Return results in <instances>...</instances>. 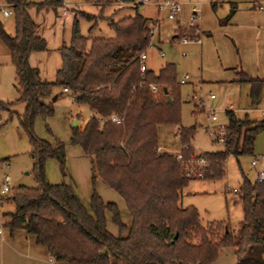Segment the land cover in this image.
I'll use <instances>...</instances> for the list:
<instances>
[{
    "label": "trees",
    "instance_id": "obj_1",
    "mask_svg": "<svg viewBox=\"0 0 264 264\" xmlns=\"http://www.w3.org/2000/svg\"><path fill=\"white\" fill-rule=\"evenodd\" d=\"M5 1L12 7L13 31L7 32L0 20V40L14 67L16 100L25 103L16 117L32 146L36 185L19 184L5 195L12 208L1 212L6 217L3 224L10 231L23 228L32 233L53 260L69 264H209L222 246L233 248L234 264H264V179L249 181L241 172L235 192L242 217L235 232L224 222L202 224L194 206L178 204L179 190L190 179L220 178L229 155L251 154L262 124L225 109L223 146L194 153L190 139L195 125L180 124L174 63L164 62L156 71L139 70L138 54L150 40L146 17L137 11L117 19L106 16L113 30L109 37L79 33L74 17L69 42L57 48L60 62L55 77L45 80L27 60L29 52L45 48V40L35 32L26 0ZM184 32L177 29L173 38ZM186 33L193 35L191 30ZM238 79L249 83L250 98L257 100L264 80L242 73ZM150 84L157 89L152 91ZM53 86H66L72 100L90 112L81 127L70 126L69 135L70 143L79 145L88 159L92 189L87 203L71 186L45 178L44 160L63 157L62 142L55 139L51 144L37 137L32 122L36 115L52 114ZM10 103L0 100V109ZM193 106L195 113L201 111L194 100ZM111 114L118 115L119 122L112 121ZM160 123L177 126L179 159L158 149ZM97 178L122 198L128 223L121 220L115 201L104 200L95 191ZM107 214L116 233L106 227Z\"/></svg>",
    "mask_w": 264,
    "mask_h": 264
},
{
    "label": "rangeland",
    "instance_id": "obj_2",
    "mask_svg": "<svg viewBox=\"0 0 264 264\" xmlns=\"http://www.w3.org/2000/svg\"><path fill=\"white\" fill-rule=\"evenodd\" d=\"M191 1L199 4L198 2L201 0ZM181 6L184 7V3ZM9 7L12 10V7ZM25 9L35 23L36 34L45 40V48L32 51L27 60L31 66L37 68L39 78L45 80H53L55 77V70L60 62L57 48L61 44L69 42L74 17L79 33L109 37L113 35V30L106 21V16L111 15L113 19H117L132 14L134 11L143 16L154 13L151 6H120L110 0H98L96 4L88 0H59L57 3H48L46 0H26ZM80 11L91 13L94 17L86 18L79 13ZM187 16L182 14L179 16L180 25L187 26ZM0 20L4 29L11 33L13 31L12 11L8 16L0 15ZM175 30L176 22L173 19L163 17L160 20L157 32L151 37L150 43L145 49L146 58L144 62L154 70H157L159 65L164 62L174 63L177 81L184 74H187L186 82L179 83L181 96L180 124L195 125L194 133L190 139L194 153L219 149L221 144L208 133L206 125L208 123L211 127L217 128V124L225 122V117L222 112L208 104L210 103L207 96L209 89L206 84L201 82V79L208 76L204 66L209 71L216 64L214 56L211 52H207V55H203L204 58L201 63V56L198 51L199 42L194 40L181 42L177 38L171 37ZM159 51H162L163 54L159 55ZM14 76V67L10 62L9 54L0 51V100L11 102L7 105V109H0V159H5L7 163L6 166H0V175L4 172L9 174L11 187L19 184L34 186L36 181L33 158L30 153L32 146L16 117V114L23 113L25 103L16 100ZM189 80L194 81V83L191 84ZM198 82H201L200 88L197 87ZM58 88L59 86L52 87V94H56V98L52 99V114L44 118L36 115L33 118L32 131L37 137L46 139L51 144L55 139L62 142V160L58 156H50L44 160L43 167L46 180L70 185L77 192L82 202L87 203L92 189L88 159L83 155L79 145L70 143L69 135L72 119H76L77 116L78 121H80L87 113L88 108L84 104L75 103L69 95V91L67 93L58 92ZM189 88L194 92L192 97L188 96L192 100L187 97ZM201 93L205 96L206 107L213 108L216 115L219 116L217 120L212 121L206 117L203 103H197L198 108L201 107V111L197 113L193 111V100L197 102V97ZM70 115L73 117L70 118ZM176 129L177 126L174 124L160 123L156 125L158 142L169 151H174L180 144L175 134ZM250 156L251 154H242L235 158L229 155L225 162L224 174L220 178L213 180L190 179L180 188L178 203L181 206H194L202 224L208 221L224 222L235 232L242 217L241 200L237 197L236 192L225 188H237L241 182V172L249 181L255 180L254 169L249 163ZM93 187L104 200L114 201L110 197L119 198L112 188L98 178ZM1 203H7L5 196L0 198ZM5 207L11 209L12 203L8 202L6 206L3 205L0 208V214L1 209ZM119 211L121 220L125 222L124 219L128 218V214L122 206ZM106 227L112 233L117 231L116 225L111 221L108 214ZM234 263L233 248L222 246L218 249L214 260L209 264Z\"/></svg>",
    "mask_w": 264,
    "mask_h": 264
},
{
    "label": "crops",
    "instance_id": "obj_3",
    "mask_svg": "<svg viewBox=\"0 0 264 264\" xmlns=\"http://www.w3.org/2000/svg\"><path fill=\"white\" fill-rule=\"evenodd\" d=\"M180 1L185 6L182 7L180 4V11L173 19L176 22V30L186 27L180 25L179 16L181 14L187 16L190 3L195 2L191 0ZM198 3L200 15L197 24L201 30L198 51L201 56V63L204 58L203 55H207V52H211L216 63L209 71L203 65L204 70L208 72V76L201 79V82L208 86L209 92L214 93V97L209 98L210 103L208 104L223 114L225 109H230L240 118L247 117L254 122L261 123V129L253 138L251 154L264 153V117L261 113L264 109V83L259 97L257 100L252 101L249 95V83L238 79V74L242 73L251 78L264 80V0H201ZM231 7H233V10L228 18L220 21ZM154 15L155 10L152 15L144 17L152 18ZM171 37H174V33ZM0 51L8 54V49L1 40ZM31 52H29L27 59H29ZM162 54V51H159V55ZM145 66L152 69L146 64ZM189 82L194 83L192 80H189ZM201 82H198L200 86ZM58 90V92L67 93L62 91L61 87ZM55 98L56 94H52L51 99L54 100ZM89 114L88 110L80 121L76 118V125L81 127ZM72 117L70 115V118ZM218 117L216 115L215 120ZM179 148L180 144L174 151H169L158 142V149L161 150L175 153ZM63 185L67 186L68 184ZM73 191L78 196L74 189ZM118 197L110 198L116 201L118 208L122 206L125 209L122 198L119 195ZM6 204L1 203L0 208L3 205L6 206ZM178 204L181 206L180 203ZM6 210L9 209L5 207L1 209V212ZM5 218L0 214V264H69L64 261L53 260L46 247L35 241L32 233L26 232L23 228L10 231L3 224ZM124 221L128 223L129 217Z\"/></svg>",
    "mask_w": 264,
    "mask_h": 264
},
{
    "label": "built area",
    "instance_id": "obj_4",
    "mask_svg": "<svg viewBox=\"0 0 264 264\" xmlns=\"http://www.w3.org/2000/svg\"><path fill=\"white\" fill-rule=\"evenodd\" d=\"M112 3L120 5V6H137V5H148L152 6L155 10V15L152 18L146 19V24L148 26L149 30V37L154 35L155 32H157L158 24L160 20L165 17L167 19H175L180 11V0H110ZM11 6L8 2L5 0H0V15L6 16L11 13ZM200 15V7L199 4H196L194 2L190 3L188 8V16H187V26L184 28V30L187 32L189 30L192 31L193 35L191 37L188 36L186 32L180 34L178 36V40L181 42H187L188 40H194L196 42L200 41V34L201 30L198 27L197 21ZM150 43V40H149ZM149 45V44H148ZM161 53V52H160ZM182 54H184L182 52ZM139 59V70H144L146 68L145 66V50H142L138 54ZM187 74H184L181 78L178 79L179 83L186 82ZM200 88V84L197 86ZM150 89L152 91H155L157 89L156 85L150 84ZM62 91L68 92L69 89L66 86L61 87ZM187 96L192 97L193 91L188 90ZM208 98H213L214 93L208 92L207 94ZM204 94H200L197 97V103H203L204 107L203 110L206 113V117L209 120H215L216 119V113L213 108L206 107L205 105V98ZM72 98V97H71ZM262 116L264 117V109L261 111ZM110 119L114 122H119L120 117L116 114H111ZM223 125L224 123H219L216 125L217 128L211 127L208 123L206 125L208 133L213 136V139L221 144V147L223 146ZM176 158H180L179 151L175 152ZM251 167L254 169V178L256 181H262L264 179V153L261 154H251L250 161H249ZM6 160L0 159V166H6ZM197 175H200V172H197ZM11 185H10V176L7 172L1 173L0 175V198L8 195L11 192ZM228 190L229 188H225ZM232 191H236V187L230 188Z\"/></svg>",
    "mask_w": 264,
    "mask_h": 264
},
{
    "label": "water",
    "instance_id": "obj_5",
    "mask_svg": "<svg viewBox=\"0 0 264 264\" xmlns=\"http://www.w3.org/2000/svg\"><path fill=\"white\" fill-rule=\"evenodd\" d=\"M162 90L165 92V87H164V86H162ZM166 97L168 98V96H166ZM71 125H72V126H75V125H76V119H75V118L72 119V121H71ZM58 156H59V158L62 160L61 155L59 154Z\"/></svg>",
    "mask_w": 264,
    "mask_h": 264
}]
</instances>
